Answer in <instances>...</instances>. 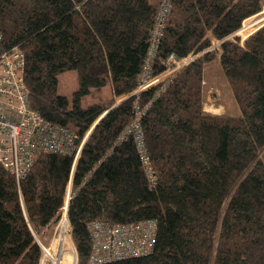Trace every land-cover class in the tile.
<instances>
[{
	"label": "trees",
	"instance_id": "obj_1",
	"mask_svg": "<svg viewBox=\"0 0 264 264\" xmlns=\"http://www.w3.org/2000/svg\"><path fill=\"white\" fill-rule=\"evenodd\" d=\"M170 2L152 74L167 67L170 53L203 54L164 89L112 106L140 82L160 0H0L2 43L25 54L30 105L78 138L68 153L38 149L22 179L0 165V264H38L34 232L60 216L69 181L82 264L91 221L146 219L157 222L149 253L99 264H264V25L244 40L235 35L263 0ZM215 58L241 113L204 109L205 64ZM70 69L78 72L72 98L58 91L59 74ZM107 83L112 97L81 104ZM136 100L147 106L139 119L155 185L125 133Z\"/></svg>",
	"mask_w": 264,
	"mask_h": 264
},
{
	"label": "built area",
	"instance_id": "obj_2",
	"mask_svg": "<svg viewBox=\"0 0 264 264\" xmlns=\"http://www.w3.org/2000/svg\"><path fill=\"white\" fill-rule=\"evenodd\" d=\"M170 11V0H163L156 17L150 49L140 77V81H143L137 91L143 90L146 85L156 81L166 79L170 82L178 71L197 57V55H192L193 57L190 56V58H179L176 54L170 53L167 67L158 74H152L149 63L155 55ZM2 42L3 33L0 30V165L9 169L17 179H22L28 174L30 162L27 160L34 158L38 149L45 148L68 153L74 149L76 137L65 127L50 123L30 105L28 87L23 74L25 54L18 45L4 47ZM212 48L213 46L209 49ZM143 78H148V81L144 82ZM133 106L134 117L126 126L125 133L133 134L143 167L152 184L155 185L156 175L145 147L144 133L139 119L145 114L147 106L141 105L137 100ZM83 143L84 141L77 147L76 160ZM68 205L69 198L66 197L61 207L60 217L62 219L68 215ZM62 221L60 220V224ZM64 225L63 232H66L67 218L64 220ZM88 230L91 237L88 264H97L101 261H112L149 253L155 242L157 222L154 219L127 223L94 220L88 224ZM42 248L46 247L42 245ZM38 264H63V260L59 254L50 255L45 251L42 255L40 254Z\"/></svg>",
	"mask_w": 264,
	"mask_h": 264
},
{
	"label": "rangeland",
	"instance_id": "obj_3",
	"mask_svg": "<svg viewBox=\"0 0 264 264\" xmlns=\"http://www.w3.org/2000/svg\"><path fill=\"white\" fill-rule=\"evenodd\" d=\"M160 1L162 2L163 0ZM261 15L263 16V18L260 20H256ZM263 25H264V0L262 4V9L258 13L246 18L243 21L240 29L235 32V35L239 36L241 40H244L245 39L244 33H246L247 36H249L251 33L255 32ZM214 42H215L214 45L217 46L219 43H221V40H216ZM202 54L203 51L198 53L197 56H200ZM58 78H59V84H58L59 93L65 94L68 97L72 98L73 93L78 88L77 70L75 69L65 70L59 74ZM205 78L207 82L203 85L205 90L204 109L206 111L211 112L213 114H226V113L233 114V113H237L240 110L241 113V108L235 96L234 90L231 86L229 87V85L226 83L225 81L226 78L223 76V73L221 72L218 58H215L214 60L209 61L205 64ZM143 79L144 82L148 81L147 80L148 78H143ZM142 81H140L138 85L130 93L125 94L123 96H114L115 102L112 106L116 105L122 99H124L125 97L131 94H138L143 90H146L154 86H160L162 84L164 85L165 88L167 86V83H169V81L166 79L161 81H156L154 83L146 85V87H144L143 90L137 91ZM108 84L110 83H107L101 89L100 88L92 89L88 94L82 97L81 104L87 107L93 103H100L112 97L113 95L111 92V85ZM164 88L163 86H161V89ZM206 108H208V110ZM215 108H219V111L222 110L220 111L221 113H218V111ZM71 187H72V182L69 181L67 186V191L65 194V199L67 197L69 198V201L71 199L72 192H68V190L70 191ZM66 218L68 222V227L66 226V232H63V230L65 229L64 220ZM60 220H63L61 222L62 224H60ZM48 227H47L48 229L45 228L39 233L35 232L36 240L41 248V255L46 251V254L49 253L50 255L59 254L62 257L63 264H74V262H76L75 264H82L80 253L78 251L73 234L71 233L72 226L69 221V216L67 215L63 219L62 217L59 216L54 221V223ZM42 245H44L46 248H42ZM105 262H110V260L101 261L98 262L97 264L105 263Z\"/></svg>",
	"mask_w": 264,
	"mask_h": 264
},
{
	"label": "crops",
	"instance_id": "obj_4",
	"mask_svg": "<svg viewBox=\"0 0 264 264\" xmlns=\"http://www.w3.org/2000/svg\"><path fill=\"white\" fill-rule=\"evenodd\" d=\"M251 32V31H250ZM244 36L246 37L247 36V34L246 33H244ZM220 63V62H219ZM220 67H221V69H222V66H221V64H220ZM225 78H226V83L229 85V87L231 86V84H230V81L228 80V78L225 76ZM206 79V78H205ZM207 81L205 80V83H206ZM108 85H111V84H108ZM232 87V86H231ZM102 88V87H101ZM100 88V89H101ZM111 92H112V87H111ZM112 95H113V92H112ZM216 97V96H215ZM207 110H208V108H206ZM217 111H218V113H221L220 111H222V110H220L219 111V108H215ZM224 109V108H223ZM210 110V109H209ZM49 228V227H48ZM48 228H46V229H48Z\"/></svg>",
	"mask_w": 264,
	"mask_h": 264
},
{
	"label": "bare ground",
	"instance_id": "obj_5",
	"mask_svg": "<svg viewBox=\"0 0 264 264\" xmlns=\"http://www.w3.org/2000/svg\"><path fill=\"white\" fill-rule=\"evenodd\" d=\"M263 18V16L261 15V16H259L256 20H260V19H262ZM253 22V21H252ZM256 22V21H255ZM246 38V37H245ZM68 256V255H67ZM70 256H71V254H70Z\"/></svg>",
	"mask_w": 264,
	"mask_h": 264
},
{
	"label": "water",
	"instance_id": "obj_6",
	"mask_svg": "<svg viewBox=\"0 0 264 264\" xmlns=\"http://www.w3.org/2000/svg\"><path fill=\"white\" fill-rule=\"evenodd\" d=\"M75 142H78V138H76Z\"/></svg>",
	"mask_w": 264,
	"mask_h": 264
}]
</instances>
